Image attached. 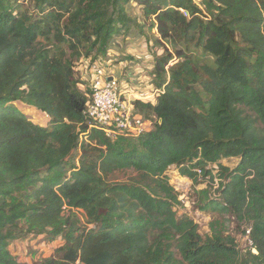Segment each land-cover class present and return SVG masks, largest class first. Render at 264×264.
<instances>
[{
	"label": "trees",
	"instance_id": "trees-1",
	"mask_svg": "<svg viewBox=\"0 0 264 264\" xmlns=\"http://www.w3.org/2000/svg\"><path fill=\"white\" fill-rule=\"evenodd\" d=\"M198 1L0 0V264H25L8 247L29 236L60 241L35 264H248L222 222L203 238L177 217L171 166L219 180L223 203L202 208L248 220L249 264H264V0ZM144 25L163 49L150 73L163 93L134 102L149 132L112 141L90 127L75 68ZM124 171L136 176L109 181Z\"/></svg>",
	"mask_w": 264,
	"mask_h": 264
},
{
	"label": "rangeland",
	"instance_id": "rangeland-1",
	"mask_svg": "<svg viewBox=\"0 0 264 264\" xmlns=\"http://www.w3.org/2000/svg\"><path fill=\"white\" fill-rule=\"evenodd\" d=\"M196 2L198 3L199 1L196 0ZM133 11V15L137 17L138 23H142L143 20L141 19V11L139 8H134ZM144 27V35L142 36L141 33L139 34V28L135 26L127 34L123 33L122 35L115 36L112 39L109 49L105 53L106 58L104 54L97 53L96 56L98 59L95 61L108 62L115 67H118L120 63L125 65L132 62L138 64L144 72H148V69L153 67L155 57L163 55V49L154 42L155 38L152 33L156 35V31L150 33L147 32L146 25ZM79 89L83 91L85 88ZM14 105L35 124L43 127L48 125L49 118L46 114L20 102ZM238 162L239 159L231 158L222 160L220 164L233 170L238 165ZM206 170H210L212 175H216L217 173L215 164H208ZM166 175L168 176V183L173 188L179 202L175 206L178 218L187 216L191 219L197 225L198 233L203 238L210 235V223L218 220L225 226L224 233L230 235L235 240L237 250L243 256L240 261L244 260L249 264L253 256H258V251L251 239L252 226L248 220L239 221L230 214L219 217L216 211L202 208L210 200L221 204L223 203L218 190L219 180L217 178L211 181L209 177L199 176L197 181L193 182L186 177H181L175 166L169 167ZM135 176L136 173L132 171L118 172L113 174L109 181L112 183H126L134 179ZM204 192L206 193V198L203 195ZM78 215L81 221L84 222L83 212L78 211ZM58 243L60 244L59 240L55 243H50L44 237L29 236L12 242L8 248L12 256L20 263L35 264L42 259L53 256Z\"/></svg>",
	"mask_w": 264,
	"mask_h": 264
},
{
	"label": "built area",
	"instance_id": "built-area-1",
	"mask_svg": "<svg viewBox=\"0 0 264 264\" xmlns=\"http://www.w3.org/2000/svg\"><path fill=\"white\" fill-rule=\"evenodd\" d=\"M182 13L187 16L184 11ZM132 69L135 80L126 81L108 62L82 59L75 68L81 81L78 86L85 88L83 91L88 99L86 115L90 127L102 131L112 141L119 137L137 138L149 132L154 118L153 122L146 120L136 111L134 102L154 105L163 93V89L153 86L152 76L146 79L144 70L138 64ZM197 173L201 175L200 170Z\"/></svg>",
	"mask_w": 264,
	"mask_h": 264
},
{
	"label": "crops",
	"instance_id": "crops-1",
	"mask_svg": "<svg viewBox=\"0 0 264 264\" xmlns=\"http://www.w3.org/2000/svg\"><path fill=\"white\" fill-rule=\"evenodd\" d=\"M137 65L136 63H132V62H129L125 65H122L121 63L119 64L118 67H115L116 68V71L118 72V74L120 75V77L123 79V80H126V81H131V80H135L133 79L134 76H133V67ZM152 71V67L150 69H148V72L145 71V76H146V79L149 80L151 76L150 73ZM46 116V115H45ZM40 237V236H39ZM58 241V240H57ZM56 242V241H55ZM54 242V243H55ZM60 244L58 243L57 247L59 246ZM56 247V248H57Z\"/></svg>",
	"mask_w": 264,
	"mask_h": 264
}]
</instances>
